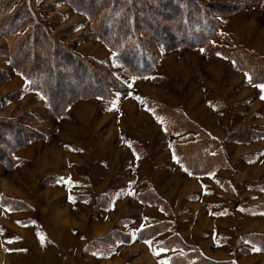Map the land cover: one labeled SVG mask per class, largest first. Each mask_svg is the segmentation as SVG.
Masks as SVG:
<instances>
[{"label": "rangeland", "instance_id": "rangeland-1", "mask_svg": "<svg viewBox=\"0 0 264 264\" xmlns=\"http://www.w3.org/2000/svg\"><path fill=\"white\" fill-rule=\"evenodd\" d=\"M80 1L93 10L104 3ZM133 1L141 11L162 3ZM186 1L215 21L223 55L211 44L163 47L146 76L127 73L119 41H103L97 18L69 0L33 2L35 20L49 19L55 56L46 41L47 50L18 51L33 29L0 27V264H171L184 255L190 264H264V79L251 75V85L223 53L264 59V0ZM170 3L171 11H136L134 24L175 43L182 20L166 19L180 9ZM99 69L112 97L75 95ZM53 96L66 100L62 110ZM13 127L28 135L17 148ZM200 129L216 155L192 174L174 148Z\"/></svg>", "mask_w": 264, "mask_h": 264}, {"label": "trees", "instance_id": "trees-1", "mask_svg": "<svg viewBox=\"0 0 264 264\" xmlns=\"http://www.w3.org/2000/svg\"><path fill=\"white\" fill-rule=\"evenodd\" d=\"M161 1L162 3L161 2H159V4L156 3V6L153 9L146 8V10H143V11H141V8H138L137 10H133V8L135 9L133 0H124L123 2L117 5L115 4L111 5L110 2H109L110 4L107 5L106 0H103L104 3H101L103 4V6H101V8L99 6L98 8L94 10L83 7L84 2L80 0H69V3L75 9H78L79 7L81 10H84V13H86L88 16H95L97 18L96 21L97 23L100 24V27L97 32L100 33L99 37L100 38L102 37L103 41L104 39L105 41L107 40L110 41L109 39L119 41V45H118L119 52H117L118 59L119 61H121V64L124 66L127 73L131 74V76H146L147 74L152 72L159 63L160 56L162 55L161 49L163 47L167 48V50H171V49H175V48L183 47V46L184 47H194V48H202L203 51L207 52V49L208 48L210 49V44H211V46L214 45L218 49L221 48L220 49L221 52H219V54L223 55L221 54L222 46L218 44V40H221V38L223 39L225 37L221 34L220 29L217 30L216 24L214 23L215 21L214 22L211 21L210 16L206 12H204L203 10L199 11L195 7L194 12L191 13L186 7L187 6L186 0H161ZM33 2L34 0H0V27L1 28H5L4 26L9 27L8 30H12L13 28H17L19 26L20 27L24 26V28L26 29H33L34 34H33L32 39H28V40L21 39V43L19 44L17 43L18 51L25 55L28 54L29 52L28 49L20 48V44L22 47H24L25 43L26 44L29 43L32 45V46L29 45V47L34 48L37 45L36 47L42 48V51L47 50V49H44L43 47L45 46L44 41H46L48 52H51L52 56H55L54 55L55 50H57L58 48L56 41H54L51 44V41L48 38L52 37V35L44 34V31L48 30L49 25L47 24V22H49V19L42 16V19L35 20L37 17V14H36ZM170 2H175V5L180 6V9L177 15L168 14L169 16L167 15L166 19L175 20L174 17L179 16L182 20V22H178V21L175 22L174 20H172L174 21L173 24L177 25V27L173 26L176 29V32L175 33L173 32L174 33L173 37L174 36L176 37L175 43L173 42V38H170L167 35V33H166V38L164 35L162 38L161 36L154 34V30L156 31L157 27L151 28L150 24L149 25L146 24L145 26L146 28H143L142 24L139 26H137L136 23L134 24L133 14L136 11H139V13L141 12V14L146 12L151 15L153 14L152 10L154 9L156 10L157 7L159 6L161 7V5H164L163 11H166V10L171 11L173 6H171ZM104 9H107L108 15L105 16L103 19L102 12L104 11ZM254 10H256V8H254L252 11ZM249 11L250 10L247 9L245 12L249 13ZM120 12H125V14L124 13L119 14ZM8 13H11V14H8ZM114 19H116L115 25L111 23V20H114ZM139 19L141 20V17H139L138 20ZM178 28H179V31H177ZM35 29L42 30L45 36L40 37V31L35 30ZM106 29H107L109 36L104 34ZM138 29L142 31L140 32V34L137 32ZM14 30L15 29H13V31ZM117 32H119L120 35L119 34L117 35ZM114 35L116 36L114 37ZM154 43H156L155 45L156 48H154V50L153 48L150 49L148 45L152 47V44L154 45ZM158 46L160 47L158 48ZM113 49L116 50L115 47ZM226 50L227 49H223V53L224 55L228 56L227 58L234 60L238 68H241L244 71L246 70L248 73H250L249 78L251 79H249V82L251 83V85L252 83H255V80L252 79L251 75H257V77L255 78L257 79L256 81H258V79H264V67H262L260 63L264 61L263 57L262 58L260 57L263 60H260V58H255L252 60L251 57L253 55L248 56L247 60L239 59V57L236 54H233V51H230L231 53L230 55H228ZM241 55L246 58V55H243V54ZM26 57H28L27 59H29V55ZM257 61H260V62H257ZM247 62L251 63L250 65L253 68L252 72L250 69L246 67L247 64H244V67H242L243 63H247ZM33 67H35L33 68V70L37 71V66H33ZM70 71L72 73L73 70H70ZM103 72L104 74L101 73V70L99 69L96 73L92 74L91 78L89 79L90 81L88 80L89 82L87 83V85L82 86L75 93V95L77 94L78 96L83 97V96H88L89 94H98L99 96L106 97L102 95V93L105 92V93H109L112 97L113 92H115L114 89H112L114 88V83L111 82L110 77L106 73V70H103ZM98 78H104L105 81L100 83L99 86L95 85V87L91 86L90 88V85H94L97 82ZM42 80L43 78L41 77L40 81ZM259 82L261 81L259 80ZM50 83L52 82L51 81H49V83L48 82L46 83V81L44 82V84H46L47 86ZM55 98H56L55 96L52 97V99L54 100L51 101V104L57 107H58L57 104H59V106H61L59 108H61L62 110L66 106V100L63 102L56 103ZM74 98H78V97L72 98L70 96L69 98H67V100L69 102V101L75 100ZM186 124L189 129H195V127H193L194 125H192L191 122L187 121ZM0 125H1V122H0ZM12 129L16 133L21 134V136L17 139L18 145L15 146L17 148L20 146L22 142H25L24 140L26 139L28 135L22 132L20 129H17L16 127H13ZM189 131L191 135L189 137V141L184 145L175 146L174 156L179 162H182V163L185 158V161H184L185 163L183 165L186 170H188L189 172L191 171L190 173L200 174L201 171L207 169L208 165L211 163L212 158L216 155L214 154L215 148L213 147L211 143H208L205 141L204 138H209V135L203 132L201 129L200 130H189ZM0 153L2 152L0 151ZM217 153H219V151ZM203 166H206V167L201 168ZM217 167L219 168L222 166H217ZM155 197L158 198L156 195ZM158 232L160 233L161 230L160 231L157 230L155 234H158ZM185 258L186 256L184 255L183 260H181L180 262L173 260L171 264H183L184 262L187 261V259ZM188 262L189 261H187V264H190Z\"/></svg>", "mask_w": 264, "mask_h": 264}, {"label": "snow or ice", "instance_id": "snow-or-ice-1", "mask_svg": "<svg viewBox=\"0 0 264 264\" xmlns=\"http://www.w3.org/2000/svg\"><path fill=\"white\" fill-rule=\"evenodd\" d=\"M249 79H251V78H249ZM260 87H261V88H264V85H260Z\"/></svg>", "mask_w": 264, "mask_h": 264}]
</instances>
